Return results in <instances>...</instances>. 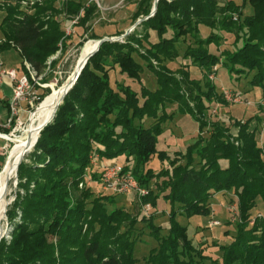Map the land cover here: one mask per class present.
<instances>
[{
    "label": "trees",
    "instance_id": "obj_1",
    "mask_svg": "<svg viewBox=\"0 0 264 264\" xmlns=\"http://www.w3.org/2000/svg\"><path fill=\"white\" fill-rule=\"evenodd\" d=\"M20 1L0 0V53L16 49L22 59L20 71L25 70L26 60L42 73L48 58L59 51L51 62L52 68L57 66L68 48L66 39H70L62 27V15L67 20L77 17L75 25L82 28L86 38H101L88 33L91 28L87 23L98 10L94 3H87L89 0H42L30 7ZM152 2L136 1L131 24L150 13ZM247 4L252 14L244 13ZM139 26L146 27L145 32ZM200 27L208 28L205 38L200 36ZM138 30L142 33L137 34ZM217 32L232 33L234 49L221 55L212 52L209 46H218L225 37ZM187 34L194 44L185 48L182 57L189 58L202 73L206 89L201 93H192L190 87L188 93L180 92L184 83L199 89L202 83L191 78L187 69H176L181 75L176 78L168 67L154 69L150 63V58L158 63L177 58L176 43ZM133 41L145 48V55L130 45ZM132 53L153 70L154 89L141 84L137 92L117 79L110 80V71H117L140 81L142 67ZM217 64L229 75L236 70L253 72L249 82L264 89V0H159L154 15L126 35L125 43L103 42L88 59L52 121L40 132L31 164L21 162L18 167L23 192H18L7 210L13 229L10 241L0 240V264H136V240L126 223L133 225L137 219L122 207L107 209L90 190L77 189L90 154L103 161L123 155L122 167L141 186L150 179L148 176L167 178L164 191L158 189L163 193L141 199L153 208L159 197L171 205L168 229L155 223L153 217L146 219L157 245L143 257L145 264H206L211 258L204 252L211 247L218 248L220 259H211L209 264H264V216H256L250 224V211L258 200L264 205V144H258L256 133L260 129L250 128V119L244 124L234 122L237 132L233 139L229 123L207 122L212 102L226 104L207 78ZM44 97L41 94L38 103ZM0 102L8 112V101ZM167 104H176L181 112L188 113L198 131L197 139L173 158L156 146L162 124L173 116L165 112ZM146 119L153 122L145 126ZM205 129H210L208 136L203 135ZM153 156L166 163L158 172L146 168ZM222 192L232 193L238 204L240 221L233 222L234 235L225 230L228 243L201 239L195 246L187 226L175 217L212 215L210 200Z\"/></svg>",
    "mask_w": 264,
    "mask_h": 264
},
{
    "label": "rangeland",
    "instance_id": "obj_2",
    "mask_svg": "<svg viewBox=\"0 0 264 264\" xmlns=\"http://www.w3.org/2000/svg\"><path fill=\"white\" fill-rule=\"evenodd\" d=\"M136 1L137 0H101V8H98L95 17L87 23L91 28L88 33L94 32L96 35L101 36V38H114V40L110 42L125 43V37H121V35L135 23L134 22L133 24H131L130 17L135 10ZM244 13L246 15L252 14V9L248 4L244 8ZM232 19L236 20V15H233ZM62 27L64 30L66 29L63 23ZM138 29L142 30V32H145L146 27H143L142 29V26H139ZM139 30L136 32L137 34L142 33ZM117 31H123V33L120 35H113V33ZM199 32L200 36L202 38H205L208 35V28L200 27ZM69 33L70 39H66L68 48L64 55L61 56L57 66L52 68L50 65V68L48 70L45 69L42 71L44 79L43 81L44 83L48 84V86L40 91L41 94H45L43 101H45L51 94L50 84H54L55 87L60 86L72 72V68H74L76 64L81 48L88 42L87 40H94L91 38H86L82 33V28L76 26L75 24L72 25ZM168 33V35H171L170 31ZM217 33L225 37L220 40V44L218 46L212 44L209 46V49L212 52H220L221 55V52H223L224 50L234 49L233 45L231 44V41L233 40L232 33ZM228 35L230 36L228 37ZM152 39H156V37L153 36ZM192 43L193 41L192 39H190V35L187 34L184 37H180L176 43V48L179 52V55L172 61L163 60L161 63H158L156 59L150 58V63L154 69H158L160 65H164L171 70V74L173 73L172 75L176 78L181 77L179 71L176 69H187L190 72L191 78L202 82L200 89L196 86H186V83H182L183 85H181L179 89L183 94L189 92L187 91V87H190L193 90L192 93H199V91L201 93L202 90L204 91L206 89L202 80V73L200 72L199 68L192 65L189 58L182 57L185 48L192 45ZM130 45L135 48V50H138L140 54L145 55V48H142L140 46L138 47V44H136V42L134 41L131 42ZM132 56L141 64L142 67L140 73V81L138 82L130 80L124 75H120L117 71H110V80L113 81V79H117L124 84L130 85L137 92H139L141 84L147 88L154 89L156 87V84L153 70L149 68V66H147L146 62L141 59L139 55H137L136 53H132ZM221 59L225 60L224 57H222ZM0 60L3 63V67L6 69H8L9 67H19L22 64V59L19 55V52L14 48H10L8 50H5L4 52H1ZM252 76L253 72L241 70H236L235 73L229 75L226 69L220 64L212 66L211 72H208L207 74V78L209 79V81L215 84V92L221 95L226 104H222L221 102L216 101L212 102V107H210V109L207 111L206 119L207 122L217 120L219 122H222L224 125H227V123H229L231 125L229 133L230 136H232V139L233 137H236L237 132V126L234 125V122L244 124L248 119H250V128L256 126L257 129H260L259 132L256 133V138L258 144L262 145V143L264 144V130H262V122L264 118V89L262 90L261 87L252 86V84L249 82ZM43 101H41L40 103H42ZM39 104H37L36 106H38ZM189 105L192 107L193 101L190 102ZM35 109L36 108H33L31 110V116H29V113L22 115L23 129L17 132L15 137H12L13 140L9 143L8 150L0 156V170L3 168L8 155L11 153V150L13 149L12 151H14L17 146L14 139L19 138L21 135H23L25 130H27L29 125L32 123V116ZM165 112L168 115L172 114L173 116L171 118H168L167 121L162 124L163 132L158 136L156 146L158 150L164 151L170 158H173L174 156H177V154H175L177 151H184L188 145L192 144L197 139V123L188 113L181 112L176 104H167L165 107ZM4 120V117H0V124L3 123ZM152 122V119H146L144 121V124L145 126H148ZM208 127L209 125L206 127V129H208ZM116 130L120 131V128L117 127ZM209 133L210 129L208 131L206 130L203 135L208 136ZM1 143L2 141L0 142V144ZM235 144H237V142H235ZM33 147L29 152L25 153L22 156L21 162L23 164H31V153ZM89 160L90 163L84 169L82 178L77 184V189L81 191L90 190L92 193V197L103 201V203H105V205L107 206V209L110 210L115 207H122L121 209L124 212H128L131 215V218L137 219V221L135 220L133 222V225H131L129 222H127L126 224H128L127 226L131 227V233L133 234L132 239L136 240V264H145L143 261V257L147 254L150 248L157 245V243L152 239L150 235V228H148L149 226L146 219L153 217L155 223L165 229H168L171 205L168 201H165L162 199V197H159L156 207L153 208L151 207L150 203H141V199L150 195L152 197L156 193H163L159 192L158 189L160 191H164V188H162V186L167 178H163L162 180V177L159 176V174L155 175L154 177L148 176V179H150L147 180L145 186H141L133 176V174L129 171H125L122 167V171L132 177L134 181V183L132 184L133 189L125 192H115L112 190L104 189L102 187L100 177L103 171L99 174V170H101L103 167L104 170L106 167L110 166H122L124 164L123 155L103 161L98 158L96 154H90ZM132 164L133 161L131 160L129 165L132 166ZM165 164V162L161 163L157 156H153L150 162L146 165V168L148 167L154 172H158L161 167L165 166ZM33 186V183H31L30 188H32ZM7 188L9 190L7 196L8 205L6 207V215L4 220L6 234L2 238L10 241V232L12 231L13 227L8 220L7 210L15 201L18 192L21 194L23 192V188L19 185L17 173L16 176L11 177ZM70 193L71 196L74 197L73 191H71ZM88 201L89 199L86 200V202ZM210 204L213 208V214L210 216L193 215L190 217H185L177 215V217H175V219L180 224L187 226L188 236L195 246H197V243H199L198 241H200L201 239H205L209 243L211 241H216L217 243L221 244L228 243L230 237L229 235L223 234L224 231L226 230L230 233V235L233 236V222L237 220L240 221L238 204L236 202V198L232 193H216L210 200ZM250 213V224L253 223L256 216H259L260 214L264 216V205L262 204V202L258 200L256 206L250 211ZM19 217L20 216L18 212L17 219H19ZM209 218L212 219L208 221ZM227 221H230V223H226ZM217 222H219V225ZM86 227V224H84L83 231H85ZM204 253L211 259H216V261L220 259V251L217 247H211L209 249L207 248ZM196 258L197 256H195V259ZM211 259H206L204 263L209 264Z\"/></svg>",
    "mask_w": 264,
    "mask_h": 264
},
{
    "label": "built area",
    "instance_id": "obj_3",
    "mask_svg": "<svg viewBox=\"0 0 264 264\" xmlns=\"http://www.w3.org/2000/svg\"><path fill=\"white\" fill-rule=\"evenodd\" d=\"M101 0H89L87 3H94L97 8H101ZM22 6H33L35 3L41 4L42 0H21ZM77 17L74 19V21ZM70 26L65 30L66 34H69ZM1 42V38H0ZM59 55V51L52 55L46 61L44 70L50 68L52 60L56 59ZM24 71L17 73V69H6L3 67V63L0 60V80L2 77H8L12 81V91L8 99V115L0 124V156L8 150L9 143L13 140L16 133L23 128L22 115L29 113L36 108L41 92L48 84L43 81V74L37 73L31 63L24 60ZM262 130H264V118L262 122ZM101 185L104 189L112 190L115 192H125L133 189L134 183L130 175L125 174L122 171V166L115 165L106 167L100 177ZM136 184V183H135ZM218 223V222H217Z\"/></svg>",
    "mask_w": 264,
    "mask_h": 264
},
{
    "label": "bare ground",
    "instance_id": "obj_4",
    "mask_svg": "<svg viewBox=\"0 0 264 264\" xmlns=\"http://www.w3.org/2000/svg\"><path fill=\"white\" fill-rule=\"evenodd\" d=\"M96 44L97 41L95 39L89 40L81 48L76 64L74 68H72V72L60 86L55 87L54 84H50L51 94L45 101L36 107L32 116V123L29 125L27 130H25L24 134L19 138L14 139L17 146L15 150L11 151L8 155L3 168L0 170V236L1 234H6L4 220L6 207L8 205L7 196L9 190L7 186L11 177L15 176L18 162L25 153L31 150L36 138L38 137L40 128L52 118L56 105L60 101L65 87L71 82V80H73L75 73L79 69V64L87 58L88 54L96 47Z\"/></svg>",
    "mask_w": 264,
    "mask_h": 264
},
{
    "label": "water",
    "instance_id": "obj_5",
    "mask_svg": "<svg viewBox=\"0 0 264 264\" xmlns=\"http://www.w3.org/2000/svg\"><path fill=\"white\" fill-rule=\"evenodd\" d=\"M158 2H159V0H153V4H152V8H151L150 13H149L147 16H144V17H142V18L137 19V20L135 21V23H134L130 28H128V29H127V30L121 35V37H125V36H126L127 34H129L132 30H134L135 27H136L140 22H142V21H144V20L150 18L151 16H153L154 13H155V11H156V8H157V5H158ZM112 40H114V38H109V37H102V38L96 40V41H97L96 47H95V48H94V49L88 54L87 58H86L81 64H79V66H78L79 69H78V71L75 73L73 80H71V82L65 87V89H64V93L62 94V96H61V98H60V101H59L58 104L56 105V109H55V111H54V114H53L52 118L40 128V130H39V134H38V137H39V135H40V132L43 130V128H44L48 123H50V122L52 121V119L54 118L55 113H56V111H57L59 105L62 103V101H63L64 97L66 96V94L70 91V89H71V88L73 87V85L75 84L77 78L79 77V75H80L82 69H83L84 66L86 65L88 59H89V58H90V57H91V56H92V55H93V54L99 49V46H100L103 42H105V41H112ZM38 137L36 138V140H35L33 146H34L35 143L37 142ZM33 146H32V147H33ZM21 161H22V159L18 162L17 167L19 166V164H20ZM16 173H17V169H16ZM16 173H15V176H16ZM2 237H4L3 234H1V236H0V240L2 239Z\"/></svg>",
    "mask_w": 264,
    "mask_h": 264
},
{
    "label": "crops",
    "instance_id": "obj_6",
    "mask_svg": "<svg viewBox=\"0 0 264 264\" xmlns=\"http://www.w3.org/2000/svg\"><path fill=\"white\" fill-rule=\"evenodd\" d=\"M0 14H1V11H0ZM60 20H62V23L64 24V26L66 28L68 26H70V28H71L72 25H74L76 22V20L74 21V19H72V20L63 19V15L60 16ZM69 34H67V35H69ZM19 67H9L8 69L15 68V69H17V73L20 74V68ZM11 91H12V81L8 77H2V79L0 80V100L1 101H8V99L11 95ZM7 115H8L7 107H5L0 102V117L1 118L4 117V119H5L7 117Z\"/></svg>",
    "mask_w": 264,
    "mask_h": 264
}]
</instances>
